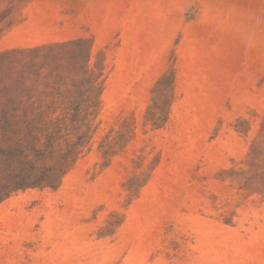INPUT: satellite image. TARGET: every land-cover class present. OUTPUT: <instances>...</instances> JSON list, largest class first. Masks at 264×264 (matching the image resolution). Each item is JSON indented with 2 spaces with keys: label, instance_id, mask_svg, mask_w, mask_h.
<instances>
[{
  "label": "rangeland",
  "instance_id": "1",
  "mask_svg": "<svg viewBox=\"0 0 264 264\" xmlns=\"http://www.w3.org/2000/svg\"><path fill=\"white\" fill-rule=\"evenodd\" d=\"M0 80L76 116L0 264H264V0H0Z\"/></svg>",
  "mask_w": 264,
  "mask_h": 264
},
{
  "label": "trees",
  "instance_id": "2",
  "mask_svg": "<svg viewBox=\"0 0 264 264\" xmlns=\"http://www.w3.org/2000/svg\"><path fill=\"white\" fill-rule=\"evenodd\" d=\"M26 103L15 85L0 80V202L17 191L56 188L65 174L67 156L55 158L53 148L58 128L76 117L68 113L70 103L39 99L30 105L39 111L33 116L19 113Z\"/></svg>",
  "mask_w": 264,
  "mask_h": 264
}]
</instances>
